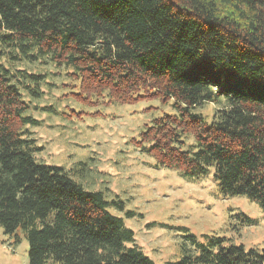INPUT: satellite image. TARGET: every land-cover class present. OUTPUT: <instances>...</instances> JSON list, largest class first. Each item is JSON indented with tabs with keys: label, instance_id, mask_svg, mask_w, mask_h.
I'll list each match as a JSON object with an SVG mask.
<instances>
[{
	"label": "trees",
	"instance_id": "1",
	"mask_svg": "<svg viewBox=\"0 0 264 264\" xmlns=\"http://www.w3.org/2000/svg\"><path fill=\"white\" fill-rule=\"evenodd\" d=\"M42 57L77 82L65 96L81 104L171 101L174 113L130 141L182 176L212 167L224 195L264 212V0H0V227L21 231L28 264H156L135 243L124 218L136 213L122 199L35 160L43 148L28 126L40 122L20 88L40 96L43 76L10 64ZM206 102L221 104L208 123L193 112ZM186 239L165 264H264V246Z\"/></svg>",
	"mask_w": 264,
	"mask_h": 264
},
{
	"label": "rangeland",
	"instance_id": "2",
	"mask_svg": "<svg viewBox=\"0 0 264 264\" xmlns=\"http://www.w3.org/2000/svg\"><path fill=\"white\" fill-rule=\"evenodd\" d=\"M10 65L11 69L43 76L37 84L40 96L20 88L29 105L28 114L40 122L28 126L31 137L43 148L34 153L35 160L63 166L85 189H100L107 198L122 199L125 209L136 213L124 218L135 232V243L156 264L180 259L182 245L189 246V236L203 244L214 236H225L228 243L242 244L244 249L260 250L264 246V212L256 201L243 195H224L212 167L191 177L174 169L157 168L130 141L143 124L174 113L171 101L145 99L130 104L87 106L65 96L70 90L68 85L77 82L47 57ZM25 83L35 86L27 80ZM49 106L51 111L45 109ZM220 106L206 102L193 112L200 113L208 123ZM71 110H98L100 115L80 118ZM185 140L184 148L194 141L192 136ZM80 162L85 165L79 173ZM15 233L17 239L0 227V264H28V242L20 230Z\"/></svg>",
	"mask_w": 264,
	"mask_h": 264
}]
</instances>
